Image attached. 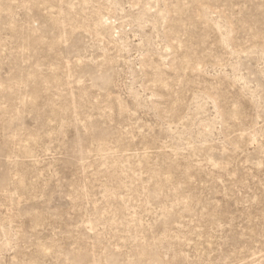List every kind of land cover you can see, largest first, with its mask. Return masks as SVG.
Returning <instances> with one entry per match:
<instances>
[{"label": "rangeland", "instance_id": "1", "mask_svg": "<svg viewBox=\"0 0 264 264\" xmlns=\"http://www.w3.org/2000/svg\"><path fill=\"white\" fill-rule=\"evenodd\" d=\"M0 264H264V0H0Z\"/></svg>", "mask_w": 264, "mask_h": 264}]
</instances>
